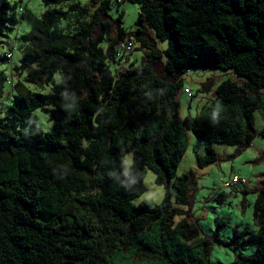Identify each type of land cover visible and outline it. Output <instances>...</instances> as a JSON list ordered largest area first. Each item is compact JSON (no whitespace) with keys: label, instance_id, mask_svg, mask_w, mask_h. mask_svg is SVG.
Segmentation results:
<instances>
[{"label":"trees","instance_id":"1","mask_svg":"<svg viewBox=\"0 0 264 264\" xmlns=\"http://www.w3.org/2000/svg\"><path fill=\"white\" fill-rule=\"evenodd\" d=\"M12 1L17 8L23 0H0V49L11 29ZM72 1L43 0L46 6ZM124 3L140 7L136 31L124 26ZM113 5L114 41L111 23L100 17H109ZM12 21L19 23L16 14ZM148 31L167 42L166 50L148 43ZM127 40L143 51L140 66H125ZM160 63L167 78L178 80L156 74ZM193 70L230 72L239 80H223L211 105L182 120L177 96ZM38 109L50 114L53 132L36 127ZM255 111L264 119V0H91L47 11L22 48L20 66L0 74V264L136 258L138 264H211L212 243L200 228L187 220L174 224L179 208L170 190L177 206L188 205L190 176L178 175L188 132L206 143L200 166L215 164V144L251 146ZM148 170L168 191L154 208L134 203L146 191ZM254 219L258 230L235 234L229 246L255 252L231 264H264V175Z\"/></svg>","mask_w":264,"mask_h":264},{"label":"rangeland","instance_id":"2","mask_svg":"<svg viewBox=\"0 0 264 264\" xmlns=\"http://www.w3.org/2000/svg\"><path fill=\"white\" fill-rule=\"evenodd\" d=\"M98 3L101 0H97ZM79 3L82 6L90 5L91 0H75L63 3L61 5L46 6L43 0H23L22 3L14 8V2H11V10L9 13V28L2 38V46L0 49V74H9L12 68L20 66L22 59V48L28 44L29 36L35 28V22L43 16L47 11L63 10L68 11L74 4ZM24 9L23 17L21 10ZM96 9V7H95ZM120 11L125 12L124 26L128 31H136L138 28L137 21L139 19V5L132 3H124L119 7ZM16 14L19 23L12 21V17ZM118 11L116 5L108 10L110 19L103 12L100 17L103 21L112 25L109 34L112 41L117 39V26L113 20L117 19ZM62 25H66L63 22ZM99 33L97 29L96 34ZM148 43L160 51L166 50L168 44L166 41L156 40L151 31L145 35ZM16 46L12 63H5L4 57L10 52L13 46ZM105 43L103 47L106 48ZM139 44L135 43L134 48H138ZM134 49V50H135ZM144 53L135 50L131 53H125L124 59L133 60L135 66H140ZM115 64V63H114ZM109 63L114 70L115 65ZM156 74L165 78L169 82L177 81L174 77L167 78L164 72L163 63L154 67ZM16 75V74H15ZM17 77H13L16 81ZM231 78L239 80L230 72L220 70H193L189 75L183 78V86L177 96V100L181 105V118L197 116L207 106L215 101L216 87L225 79ZM242 85L243 82L239 81ZM188 88L192 92V97L184 94V90ZM8 101L5 102V106ZM32 120L36 127L44 133L53 132V122L50 114L44 110L38 109L32 113ZM254 126L256 135L252 140L251 146L245 149H239L236 146H228L223 144H215L214 149L217 154V163L206 164L200 166L199 158L207 155L206 143L196 138L192 133L188 132L189 146L180 166L178 175L188 174L189 182V203L188 205L177 206L176 191L170 190L172 203L179 208V214L174 219V224L182 220H187L193 225H197L201 231V237L211 241V250L207 260L211 264H231L237 257L251 256L256 248L248 247L244 251H234L229 243L237 233L244 230L256 232L258 230L257 223L254 219V205L257 199V193L253 190L257 188L261 182L262 174H264V136L260 135V131L264 127V119L259 111L254 112ZM130 162V159H129ZM235 176L240 178V183L231 188H224L223 181H231ZM245 181L249 182L246 185ZM145 193L134 201L135 204L144 203L150 208H154L164 201L168 195V191L164 186L156 184L155 174L148 170L144 178ZM173 242L179 248L178 240L173 238ZM188 251L190 255H196ZM173 259L176 258L173 249L171 250ZM124 264H138L137 258L132 260L123 259Z\"/></svg>","mask_w":264,"mask_h":264},{"label":"built area","instance_id":"3","mask_svg":"<svg viewBox=\"0 0 264 264\" xmlns=\"http://www.w3.org/2000/svg\"><path fill=\"white\" fill-rule=\"evenodd\" d=\"M118 2H122V0H117ZM134 46L135 44L129 40H127L125 43H123L121 45V49L123 50V52L125 53H131L133 52L134 50ZM13 56H14V53L13 52H10L7 54V62L8 63H11L12 62V59H13ZM190 74V71L187 72L186 75H189ZM185 75V76H186ZM183 76L182 79L185 77ZM7 84L10 85V86H13L14 85V81H13V77H8L7 80H6ZM184 93L186 95H188L189 97H192V92L190 89L186 88L184 90ZM238 183H240V178L238 176H235L231 181H223V184H224V188H231V187H234L236 186Z\"/></svg>","mask_w":264,"mask_h":264},{"label":"crops","instance_id":"4","mask_svg":"<svg viewBox=\"0 0 264 264\" xmlns=\"http://www.w3.org/2000/svg\"><path fill=\"white\" fill-rule=\"evenodd\" d=\"M133 62H134V61L130 59V61H127V62L125 63V66H126V67H131V65H132ZM184 94H185V93H184ZM187 96H188V95H187ZM207 107H208V106H207ZM181 114H182V113H181ZM189 115H190V114H189ZM190 116H191V115H190ZM187 151H188V150H187ZM263 175H264V174H262L261 182L258 184L257 188H255V189L253 190L254 193H257V192L259 191V189L261 188V186H262ZM245 183H246V185H249V182H248V181H245Z\"/></svg>","mask_w":264,"mask_h":264}]
</instances>
